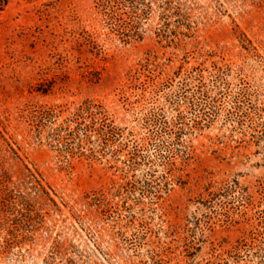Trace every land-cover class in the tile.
<instances>
[{"label": "rangeland", "instance_id": "obj_1", "mask_svg": "<svg viewBox=\"0 0 264 264\" xmlns=\"http://www.w3.org/2000/svg\"><path fill=\"white\" fill-rule=\"evenodd\" d=\"M154 1L0 10V264H264V0Z\"/></svg>", "mask_w": 264, "mask_h": 264}, {"label": "trees", "instance_id": "obj_2", "mask_svg": "<svg viewBox=\"0 0 264 264\" xmlns=\"http://www.w3.org/2000/svg\"><path fill=\"white\" fill-rule=\"evenodd\" d=\"M13 0H0V10L5 9ZM116 0H109L110 3L115 2ZM123 1V0H122ZM173 1H178L179 4H181L182 6H186L189 3V0H165L163 1V4L167 7L171 6ZM152 2H157L154 0H151L149 2H147V0H136V2L133 4V8H138V6L140 4L145 5L146 7H151ZM188 32H184V35L189 36V34L192 31V26H187ZM183 39L178 38L179 42H182ZM178 42V43H179ZM215 55L218 56V54L216 53ZM223 60H225V58H223ZM219 62V61H217ZM223 66H219L218 69L221 70ZM136 75H134L135 77ZM90 114L92 116H94L95 118L99 116L100 111L98 109H95L93 106L91 105H86L85 107H79L77 108L75 111L72 112V116L73 119H77V120H72L69 119L68 121H64V122H68V123H62V124H56L55 127H53V130L55 133L59 134V132L61 130L64 131H69L72 127V123H75L73 129L77 130L79 128H84V130H86V134H85V138L82 139L80 141V143H82L83 141H87L91 139V136L88 132H92L94 130H99V129H95L93 124V120H91L92 122L89 123H83L80 122L79 117L83 114ZM73 121V122H72ZM87 121V120H86ZM126 183V182H125ZM125 183H123L122 185H124ZM25 185L27 186V192L25 194V198L26 200L31 204V201L33 199L37 198H42V196L46 195L49 196V192L46 189V186L42 183V180L39 179L34 173H29L27 176H25ZM216 188L214 190L208 189V196L209 198H214L217 197L218 195H220L223 191L225 190H236V188L240 187L241 189L243 188L239 182L237 181H233L226 183V184H221V185H217L215 186ZM92 200L96 201L98 199H103V205L99 206L100 209H107L111 207V200L109 198L108 195V191H102L98 194H96L94 197H91ZM100 210V211H101Z\"/></svg>", "mask_w": 264, "mask_h": 264}]
</instances>
